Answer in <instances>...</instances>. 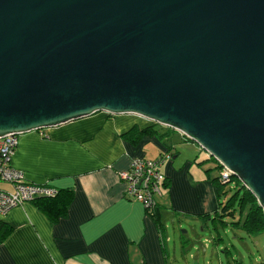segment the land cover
Listing matches in <instances>:
<instances>
[{"label": "water", "instance_id": "1", "mask_svg": "<svg viewBox=\"0 0 264 264\" xmlns=\"http://www.w3.org/2000/svg\"><path fill=\"white\" fill-rule=\"evenodd\" d=\"M101 111L180 131L264 213V0H0V136Z\"/></svg>", "mask_w": 264, "mask_h": 264}, {"label": "crops", "instance_id": "2", "mask_svg": "<svg viewBox=\"0 0 264 264\" xmlns=\"http://www.w3.org/2000/svg\"><path fill=\"white\" fill-rule=\"evenodd\" d=\"M150 129L151 133L141 132ZM137 135L131 143L124 135ZM180 131L136 114L96 112L19 134L11 165L36 184L72 193L52 219L36 201L0 214V264H172L170 223L203 220L218 211L215 164ZM204 151V150H203ZM169 152L155 215L124 193L118 172L134 157ZM215 168L216 171H213ZM1 190L12 185L0 179ZM227 218H225L226 220Z\"/></svg>", "mask_w": 264, "mask_h": 264}, {"label": "rangeland", "instance_id": "3", "mask_svg": "<svg viewBox=\"0 0 264 264\" xmlns=\"http://www.w3.org/2000/svg\"><path fill=\"white\" fill-rule=\"evenodd\" d=\"M198 158H207L205 151ZM208 159L209 164H215L212 158ZM234 184L221 187L227 191L220 196L222 203L234 191ZM168 235L172 264H264V231L248 235L230 225L223 227L219 221L190 219L170 223ZM218 235L221 241L215 240Z\"/></svg>", "mask_w": 264, "mask_h": 264}, {"label": "built area", "instance_id": "4", "mask_svg": "<svg viewBox=\"0 0 264 264\" xmlns=\"http://www.w3.org/2000/svg\"><path fill=\"white\" fill-rule=\"evenodd\" d=\"M18 136L19 134L14 133L0 136V179L12 185L10 191L0 189L1 215L24 202L41 197H54L59 191L57 187L47 183L36 184L28 181L21 170L11 165ZM169 158V152H163L155 159L134 157L127 169L118 172L124 183L125 195L139 201L147 212H153L157 207V197L162 195L165 176L161 167ZM218 176L222 183L232 184L233 176L228 169L220 167Z\"/></svg>", "mask_w": 264, "mask_h": 264}, {"label": "trees", "instance_id": "5", "mask_svg": "<svg viewBox=\"0 0 264 264\" xmlns=\"http://www.w3.org/2000/svg\"><path fill=\"white\" fill-rule=\"evenodd\" d=\"M146 133H151V130L145 129ZM140 132L132 133L128 132L124 137L131 143H136L138 141L137 135ZM220 165H216L217 173H219ZM214 181V187L216 196L218 199V211L214 212L213 217H207V219L219 221L222 226L230 225L233 228L241 229L244 233L248 235L258 234L264 231V213L262 208L259 206L256 198L242 185V183L233 176L232 183H235L232 190H234L222 203L220 201L221 194H226L227 191L222 190V186L227 185V183H222L219 180V176ZM230 184V183H228ZM72 193L68 190H59L58 194L54 197L47 198L41 197L34 201L40 203L42 209L51 217L56 219L58 216L65 214L68 203L71 200ZM156 208L153 212H147L149 215L154 216ZM225 218H230V221L225 220ZM8 229H3L0 234V240L5 237ZM217 241H221V237L218 235L216 237Z\"/></svg>", "mask_w": 264, "mask_h": 264}]
</instances>
